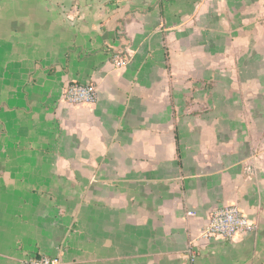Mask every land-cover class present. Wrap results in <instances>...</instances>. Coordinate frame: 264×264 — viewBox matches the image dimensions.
<instances>
[{
  "label": "crops",
  "instance_id": "crops-1",
  "mask_svg": "<svg viewBox=\"0 0 264 264\" xmlns=\"http://www.w3.org/2000/svg\"><path fill=\"white\" fill-rule=\"evenodd\" d=\"M41 255L264 264V0H0V264Z\"/></svg>",
  "mask_w": 264,
  "mask_h": 264
},
{
  "label": "built area",
  "instance_id": "built-area-1",
  "mask_svg": "<svg viewBox=\"0 0 264 264\" xmlns=\"http://www.w3.org/2000/svg\"><path fill=\"white\" fill-rule=\"evenodd\" d=\"M111 64L120 68L127 63L124 56L119 53L111 55ZM97 90L92 83H69L62 92V99L68 104H90L96 102ZM194 212H186L187 216L194 215ZM258 225L250 220L236 205H226L215 208L209 216L207 223L203 226L196 239L220 238L232 240L239 234L255 232ZM194 240H189L186 245L185 254L190 263L196 257ZM25 264H62L60 257L41 255L28 258Z\"/></svg>",
  "mask_w": 264,
  "mask_h": 264
}]
</instances>
